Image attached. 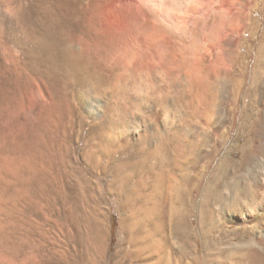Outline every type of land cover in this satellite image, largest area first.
<instances>
[{"label":"rangeland","instance_id":"374dc122","mask_svg":"<svg viewBox=\"0 0 264 264\" xmlns=\"http://www.w3.org/2000/svg\"><path fill=\"white\" fill-rule=\"evenodd\" d=\"M57 1L0 0V264H246L240 256L230 255L227 246L238 244L235 238L251 240L247 234L251 227L241 230L233 223L218 227L217 216L211 219L206 215V221L200 213L201 190L213 187L216 161L205 160L196 173L184 177L193 180L192 184H184L183 177H167L165 186L155 192L152 186L160 172L161 156L167 154L186 162L195 146L185 147L169 138L167 150H152L146 156L137 142L122 146L113 128L120 117H126L130 127H141V132L143 126L156 124L148 115L162 116L157 103H145L146 114H139L134 99L124 97L135 98L137 87L146 84L157 86L158 92L165 91L166 83L160 82L158 70L170 75L172 94L168 104L176 110V124L198 122L203 113L192 114L190 92L200 94L202 90L203 49L208 42L222 38L238 19L252 27L248 16L213 12L209 25L198 19L199 25L189 37L171 22L175 16H185L196 0H163L156 10L146 5L143 9L148 19L129 21L126 35L117 33L118 39L111 41L107 32L103 36L106 30L102 27L92 31L86 21H81L83 37L75 43L91 58L94 55L92 62L97 70L91 71L93 77L90 75L92 79L86 83L62 91L53 83L47 89L42 52L44 11ZM90 1L92 10L99 5L106 9L113 0ZM263 4V0H253L249 8L260 10ZM260 20L263 32L264 22ZM137 35L152 43L150 57L142 55L146 67L141 69L132 65L138 51H143L133 43ZM248 39L250 49L244 56H237L236 49L228 55L221 50L215 52L210 102L218 96L215 71L221 79L232 76L224 66L226 56L245 72L240 78L243 86H250L259 52L253 45V35ZM177 42H183L180 44L184 47L180 49ZM176 67L181 68L179 73L173 72ZM95 89L98 94L92 95ZM254 106L251 101L245 104L243 119L238 118L242 139H235L236 132L231 133L234 144L247 143L246 128ZM178 190L188 191L179 194L187 201L184 205L177 200ZM154 198L160 206L151 205L149 199ZM177 211L186 216L185 231L190 237L184 242L172 234Z\"/></svg>","mask_w":264,"mask_h":264},{"label":"bare ground","instance_id":"6f19581e","mask_svg":"<svg viewBox=\"0 0 264 264\" xmlns=\"http://www.w3.org/2000/svg\"><path fill=\"white\" fill-rule=\"evenodd\" d=\"M162 1L163 0H113L108 6L106 5V9L98 8L100 7L99 5L97 7L98 9L95 7L91 10L90 4L93 2L90 0H58L53 7H46L43 19L42 52L47 66L46 78L49 82L47 89L50 87V84L53 83L58 89L64 91L67 88L82 85L86 83L88 78L91 76L93 77L91 71L93 72V70L97 68H95L94 63L92 62L94 61V55L92 56V60L91 54L82 47H79V44L77 45L75 43L76 39L79 40L83 37V34L81 33L84 30L81 32L79 26L81 21H86L85 23H88L86 25H89L91 30H94L95 28L98 29L99 26L102 27L106 30L103 36L108 33V36H111L108 40L112 38L113 40H117L118 38L116 39L117 36L115 35H117V33H122L124 35L127 32L129 21L141 18V22H143L148 19L143 9L146 5L150 9L156 10V8L160 7ZM252 3L253 0H196L188 9L185 16H175L171 22L172 25L178 27L181 34L185 32V34H187L186 36L189 37L193 36L195 28L199 25L197 22L198 19L203 20L204 26L207 27L209 25L210 22L208 21V18L213 12L227 14V16L232 14L238 16L247 15L251 22L250 25L252 27H248L245 22L243 23L238 19L230 26V29L225 32L222 38L219 37L217 42H208L207 47H204L205 49L203 50L205 51L201 58L204 67L202 90H199L201 92L200 94L198 92H190L194 104L192 114L197 115L199 112V115H201V112L203 113L201 117L199 116V121L197 120L198 122L193 119L195 121L194 123L189 121L190 123L187 124H176V110L168 104V100L172 94V86L169 84L172 82L170 75L157 69L158 77L161 79L160 82L162 84L166 83L165 91L158 92V90L155 89L157 86L146 84L137 87L135 92L133 91L135 98L131 95H127L124 99H134L138 105V108L135 110L138 109L139 114H146V111L143 109L145 103L155 102L157 103L162 116L159 117L154 113H150L148 116L150 119H154L156 124L152 127L143 126L142 132L141 127H130L128 119H126V117H120L117 118V124L113 128V132L118 135V141L122 146L130 145L134 142L141 144L144 148L142 150L143 155H146V153L149 151L151 152L152 150H167V144L165 143L169 138L176 140V144L178 143L185 147H191V145L196 147V149L195 147L192 149L193 154L191 159H188L186 162L179 161L180 159L170 157L167 154L161 156L162 159L160 160H162V162L160 163V172L156 175L157 181H155L152 186L155 192L165 186L164 182L167 177H178L179 179L183 177L182 180L185 182L184 184H192L193 180L190 178L185 180L184 177L188 176L190 172L191 174H193L192 172L196 173L198 167H200L205 160H210V162H213V160L216 161V180L213 187L207 191L204 189L201 190L200 213L205 215L204 218H206V215H209L208 218L211 219L213 216H217L218 227H225L228 223L239 225V229L244 228L245 226H250L251 230H249L247 234L251 236V240L244 241L235 238L234 240L239 243H228L227 249L234 251L236 248L241 247L240 249L235 250V253L230 251V255L240 256L242 261L246 262V264H264V31L262 32V26L258 25V21L262 17L260 16V13L264 12V8L260 7V10L257 8L251 9L249 7ZM104 4L102 3L101 5L104 7ZM260 21L264 22V15ZM84 27H86L85 24ZM103 31L100 30L101 33ZM89 34H92V32ZM252 35L253 38H255L253 45L258 47V51L256 50V52H259L257 53L259 54V61L251 74L252 79L250 86L248 88L243 86V83L240 80L243 76L245 77V72L238 70V68L235 67L234 62L226 56L224 66L230 76H232L229 79H221L218 72L215 71L214 77H216L215 81L218 83V96H216L214 101L211 99L212 102H210L208 97L213 93L211 87L213 82L211 78V67L215 65V61L212 57L215 52L221 50L228 55L236 49L238 51L237 56H244V54L249 52L248 50L250 48L247 45L249 43L248 38L250 36L252 37ZM133 37L134 38L132 39H135L133 40V43L143 51L141 52L138 49V55L137 57H134L133 60L130 57L133 61V64H131L137 69H141L144 65L142 55L150 57L148 49L149 47L151 48L152 43L149 38L140 35ZM171 40H174V42L176 41L172 37ZM177 43L180 49L184 47L180 44L183 42ZM125 57L128 56L125 55ZM144 66L146 67V65ZM180 71L181 68L176 67L173 72L179 73ZM184 76L187 78L188 75L184 74ZM155 79H157V77ZM152 82L153 81H151V83ZM174 84L175 83H173V86ZM90 93L92 95L98 94L96 89ZM241 100L243 102L240 106ZM247 101H251V104L253 103L255 106L252 113L253 118L246 128V134L249 138L247 139V143L241 146V144H234L231 133L236 132L235 139H242V135H240L242 134V130L238 127V118L239 121L241 118L243 119V115L247 110L245 107ZM125 102L128 103L127 101ZM137 105H135V107ZM106 108L109 110L108 105H106ZM133 109L132 111L129 110L131 112H129L130 114H132ZM148 123H151L150 120ZM157 123H159L161 129L157 127ZM129 159L131 160L132 156H130ZM179 191L180 190L177 191V196H174L177 197V200L181 205H184L186 200L183 201L184 196L183 198L180 196L181 193L183 194L184 192L180 193ZM161 193L159 195H161ZM150 200L153 202L151 205L154 207L160 204L158 203L159 200L156 198L149 199V201ZM182 212L183 211L175 212L177 214L172 220L171 225L173 231L172 234L175 235L178 240L184 242V240L190 236L185 231L186 216L182 214ZM207 220L208 219L206 218V221ZM203 221L205 222V219H203ZM154 225H156V223H154ZM156 226L154 227L157 228ZM158 226H160V224ZM157 231L159 232L160 230L158 229ZM173 238L175 237L173 236ZM186 253L189 255L191 252L186 249Z\"/></svg>","mask_w":264,"mask_h":264}]
</instances>
